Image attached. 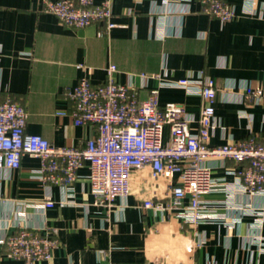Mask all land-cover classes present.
Segmentation results:
<instances>
[{
	"label": "crops",
	"instance_id": "1",
	"mask_svg": "<svg viewBox=\"0 0 264 264\" xmlns=\"http://www.w3.org/2000/svg\"><path fill=\"white\" fill-rule=\"evenodd\" d=\"M43 1L0 0V103L11 98L24 107L26 133L55 147H83L95 129L56 114L70 108L63 93L81 77L102 84L113 64L116 81L136 88L139 74L178 80L204 73L216 89L208 145L249 139L264 145V97L245 96L246 88L264 93V0L252 1L255 15L241 14L244 0H227L239 16L225 23L205 15L196 0H106L116 24L108 32L99 23L63 27L42 12ZM146 84L137 91L141 99L156 82ZM159 101L183 104L195 128L200 97L161 88ZM205 164L214 182L201 199L210 218L195 225L180 216L189 197L170 209L167 185L177 175L152 180L150 167L134 170L130 194L108 208L96 204L86 167L70 189L44 186L35 175L38 159L23 156L18 170H0V264H23L9 259L1 243L17 225L57 230L52 259L35 264H264V195L244 192L234 173L246 163ZM46 199L52 208L41 207ZM145 201L156 207L144 208Z\"/></svg>",
	"mask_w": 264,
	"mask_h": 264
},
{
	"label": "built area",
	"instance_id": "2",
	"mask_svg": "<svg viewBox=\"0 0 264 264\" xmlns=\"http://www.w3.org/2000/svg\"><path fill=\"white\" fill-rule=\"evenodd\" d=\"M202 12L220 23L232 21L239 15L227 0H196ZM253 0H244L242 15H255ZM42 12L54 16L59 25L67 28H85L99 23L105 32L116 24L109 1L94 0H44ZM264 20V17H260ZM115 65L105 69V81L94 85L81 77L76 85L64 91L69 109L57 111L58 116H68L74 126H92L95 135L83 147H55L37 134L25 132L27 113L22 105L5 99L0 103V170L15 171L23 156L39 161L36 179L44 186L57 185L70 189L77 172L86 167L89 171L90 190L98 205L112 207L117 199L130 194V177L134 170L150 167L151 179L177 175V182L169 181L170 209H179L189 197L190 204L180 216L192 224L209 219L202 197L213 191L211 159H228L235 165L246 163L234 170L244 192L264 195V145L253 139L226 143L215 147L208 145L213 130L216 89L213 78L200 72L197 78L172 80L161 74H139L142 84H120L114 78ZM151 79L155 86L147 89L141 99L140 89H146ZM161 88H177L186 95L200 97L199 116L192 130V119L185 107L177 102L159 101ZM245 96L259 101L264 97L260 89H245ZM168 128V141L163 134ZM54 202L46 199L42 208H52ZM144 208L156 207L151 201ZM16 232L1 241L6 256L23 264H35L52 259L58 248L57 230L52 227L35 228L17 225Z\"/></svg>",
	"mask_w": 264,
	"mask_h": 264
}]
</instances>
